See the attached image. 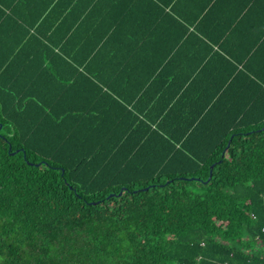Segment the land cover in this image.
<instances>
[{
    "label": "trees",
    "instance_id": "1",
    "mask_svg": "<svg viewBox=\"0 0 264 264\" xmlns=\"http://www.w3.org/2000/svg\"><path fill=\"white\" fill-rule=\"evenodd\" d=\"M103 1L0 0V264H264V91L188 122L121 94Z\"/></svg>",
    "mask_w": 264,
    "mask_h": 264
},
{
    "label": "crops",
    "instance_id": "2",
    "mask_svg": "<svg viewBox=\"0 0 264 264\" xmlns=\"http://www.w3.org/2000/svg\"><path fill=\"white\" fill-rule=\"evenodd\" d=\"M101 24L104 76L173 97L172 121L233 120L263 94L264 0H104Z\"/></svg>",
    "mask_w": 264,
    "mask_h": 264
},
{
    "label": "water",
    "instance_id": "3",
    "mask_svg": "<svg viewBox=\"0 0 264 264\" xmlns=\"http://www.w3.org/2000/svg\"><path fill=\"white\" fill-rule=\"evenodd\" d=\"M0 127H1V125H0ZM211 173V172H210Z\"/></svg>",
    "mask_w": 264,
    "mask_h": 264
}]
</instances>
